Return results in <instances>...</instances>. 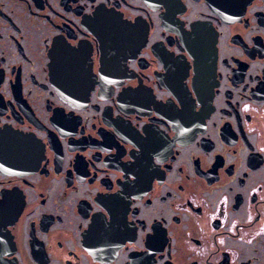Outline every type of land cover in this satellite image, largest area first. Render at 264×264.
Segmentation results:
<instances>
[{
    "label": "flooded vegetation",
    "instance_id": "1",
    "mask_svg": "<svg viewBox=\"0 0 264 264\" xmlns=\"http://www.w3.org/2000/svg\"><path fill=\"white\" fill-rule=\"evenodd\" d=\"M0 264H264V0H0Z\"/></svg>",
    "mask_w": 264,
    "mask_h": 264
}]
</instances>
